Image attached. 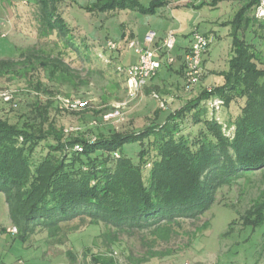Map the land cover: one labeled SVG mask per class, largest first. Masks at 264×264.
Here are the masks:
<instances>
[{"label": "trees", "instance_id": "trees-1", "mask_svg": "<svg viewBox=\"0 0 264 264\" xmlns=\"http://www.w3.org/2000/svg\"><path fill=\"white\" fill-rule=\"evenodd\" d=\"M36 1L40 35L55 33L64 46L77 50L71 29L58 10L60 0ZM126 7L147 12L154 5L146 8L137 0H95L85 9ZM251 7L252 3L242 5L227 23L232 35L231 55L228 68L218 72L222 82L210 90L203 88L162 122L153 120L140 130L99 131L94 139L81 134L66 136L63 127L50 117L52 99L38 97L16 120L0 117V192L9 219L18 230L14 235L25 239L38 229L55 236L62 222L78 216L113 228V233L104 234L110 246L119 242V233L131 235L147 229L149 237L141 236L145 254L134 258L142 263L168 254L167 249L155 247L179 236V220H199L214 204L219 188L256 175L262 187L239 219L252 229L262 225L264 55L238 36L254 22L264 29V20L246 15ZM83 47L90 58L87 44ZM63 55L29 47L20 51L18 59L0 58V77H25L39 67L50 79L74 83ZM163 56V52L157 54L158 58ZM179 58L176 71L184 78V55ZM172 63L163 65L171 69ZM157 76L158 72L151 79ZM32 85L51 94L38 79ZM215 96L225 107L243 100L239 114L229 121L235 128L231 139L223 133L221 123L207 115L206 101ZM188 114L194 124H201L196 134L183 133L182 123ZM134 143L139 147H125ZM36 150L40 154L37 159ZM130 154H136L137 160ZM208 225L205 220L193 231L202 232ZM127 257L132 259L131 254ZM91 260L94 264H118L112 255L102 253H93Z\"/></svg>", "mask_w": 264, "mask_h": 264}, {"label": "rangeland", "instance_id": "rangeland-1", "mask_svg": "<svg viewBox=\"0 0 264 264\" xmlns=\"http://www.w3.org/2000/svg\"><path fill=\"white\" fill-rule=\"evenodd\" d=\"M90 1L60 0L57 5L71 29L78 47L75 50L64 46L55 33L40 35L36 0H0V58L18 59L20 51L35 46L53 55L58 52L64 54L63 60L74 75V83L53 80L37 67L25 77H0V93L7 92L10 95L8 101L0 95V117H9L14 121L19 113L30 108L36 97L43 100L51 98L50 117L58 127H63L66 136L81 134L94 139L99 131L140 130L153 120L162 122L170 111L182 107L203 88H212L222 82L223 78L218 72L228 68L231 55L232 35L227 23L234 6L230 1L215 0L211 3L209 0L210 3L203 4L198 10L191 7L173 8L172 12L167 10V18H162V21L171 24L176 32L197 27L199 32L212 36L207 62L204 60L203 63L204 74L200 82L189 89L184 82L182 84L180 77H167L165 83L148 80L149 83L133 99H127L125 74L118 70L120 55L106 45L108 41L116 43L113 37L120 32L119 28L123 32L125 30L126 34L134 28L135 15L146 28L152 27L147 22H152L156 15H143L126 7L118 13L111 11L100 16L96 12L84 10ZM241 6L239 2L237 8ZM128 12L132 13L130 18L125 16ZM250 12L246 14L250 15ZM119 21H123L124 26H120L121 23L118 25ZM177 23L181 24V30ZM249 28L252 37L248 36V40H252L264 55V29L260 28L259 22L252 23ZM247 29L241 32L245 34ZM83 43L88 46L90 58ZM134 58L133 52H127L119 64L125 65ZM37 79L51 94L33 88L32 84ZM153 93L164 102V109L159 106L160 101ZM65 98L79 99L84 104L81 108L70 109L63 103ZM242 104L243 100L239 99L228 107L222 104L218 111L212 113L208 109V117L217 119L223 133L230 139L234 136L235 128L229 121L239 114ZM115 111L118 114L106 118V115ZM200 126L194 124L191 114H188L182 123L183 133L196 134ZM125 147L134 149L139 145L134 143ZM39 155L36 150L35 158ZM131 156L137 160L136 154ZM144 174L146 180L148 171ZM261 187L262 181L256 175L251 176L249 181L241 178L232 186L219 188L215 193L214 204L199 220H179V236H174L169 243H158L155 249L168 250V254L163 257H154L142 263L134 260L145 254L146 246L141 236L145 234L149 237L147 229L131 235L119 233V242L110 246L104 234L113 233V228L103 222L92 223L89 218L78 216L62 222L55 236L38 229L25 239L19 235L1 233L0 264H94L91 260L93 253L112 255L118 264H264V223L252 229L243 226L239 219ZM205 220L209 221V225L202 232L194 233L195 225L199 226ZM9 224L7 206L0 192V226ZM128 254H131L132 259L127 257Z\"/></svg>", "mask_w": 264, "mask_h": 264}, {"label": "built area", "instance_id": "built-area-1", "mask_svg": "<svg viewBox=\"0 0 264 264\" xmlns=\"http://www.w3.org/2000/svg\"><path fill=\"white\" fill-rule=\"evenodd\" d=\"M242 5L252 3L253 16L258 20H264V0H240ZM192 40L190 46L184 53V85L187 89L197 85L203 74V55L208 50L210 44L212 43V36L199 32L197 28H193ZM155 33L153 31H148L144 39L139 42L137 40H132L129 42V46L134 47L137 53V61L127 67L118 66V70H121L125 74V89L127 99H133L138 96L142 87L148 82L149 79L154 77L163 62L170 64L174 61V57L170 54L174 44H175V34L173 31L169 30L165 33L162 43L160 46L154 45ZM106 47L108 49H115L117 47L116 43L108 41ZM163 52V57L158 58L157 54ZM211 88H208L210 90ZM3 99L10 100V95L7 92L0 93ZM153 96L158 99V95L153 93ZM159 106L165 108V104L162 100ZM65 106L70 107V109H78L83 106V102L79 99H63ZM208 104V109L212 113L214 110L218 111L219 107L222 106L223 100L219 97H211L206 102ZM118 114L109 113L106 118L115 116ZM80 149V147L76 146ZM16 234L18 232L15 225L0 226V233Z\"/></svg>", "mask_w": 264, "mask_h": 264}, {"label": "crops", "instance_id": "crops-1", "mask_svg": "<svg viewBox=\"0 0 264 264\" xmlns=\"http://www.w3.org/2000/svg\"><path fill=\"white\" fill-rule=\"evenodd\" d=\"M95 0H92L90 2H88V4L90 5L91 3H93ZM139 2V4H141L143 7H149L151 4L154 5L153 9L151 11H147V12H142L139 8H133L131 10H134L136 12H140L143 15H148V16H154L156 15V17H154L152 19V22H147L148 25H152V27H144L143 24H141L138 20H137V16L135 15L134 17V23H133V29L129 30V32H127L124 30V32L122 31V29L119 28L120 32H117V34H115L113 37L114 39H116V45L117 47L113 50L116 51L115 53L120 55V58L118 60V65L121 67H127L131 64L136 63L137 61V53L135 51L134 47L129 46V42L132 40H137L139 42H141L144 39L145 34L148 31H153L155 33V40H154V45L155 46H160L162 43V39L165 35V33L169 30L173 31L175 34V44L170 52V54L174 57V61L172 63V67L171 69L167 68L165 65H162L161 68L158 71V76L151 79L150 81H154V80H158V82L164 81L163 83L166 82L167 77L170 79H177V78H181L182 79V84L184 82V78L183 76L178 73L176 70L179 68L180 66V56L182 57L185 53V51L188 49V47L190 46L191 40H192V35L191 32L193 30L189 29L188 31H181V32H176V28H174L173 26H171V24H168L164 21H162V18H167V12L171 11L173 8H182V7H191L193 9H200L201 6H203V4L205 3H210L209 0H137ZM147 3H145V2ZM211 3H214L215 0H210ZM230 1V3L234 6L232 9V13H231V17L230 20L233 18V16L235 15V13L238 11L239 8H237L240 0H228ZM87 6V5H86ZM236 7V9L234 10V8ZM253 5L250 9V15L246 14L248 17H252L253 15V11H252ZM86 12H96L98 13L100 16H105L104 14L106 12H111V11H115L116 13H118V11L120 10H124V8H116V9H112V10H108V11H87L86 9H84ZM168 10V11H167ZM132 15V13L128 12L125 16L127 18H130ZM152 18V17H150ZM229 20V21H230ZM120 23L122 25H120ZM178 24V23H177ZM118 25L120 26H124V22H120L118 23ZM117 25V26H118ZM143 26V27H142ZM181 24H178V29L181 30ZM249 26L251 27V24H249L247 27V32L245 34H243V32L239 31L238 32V36L241 38H244L248 43H254L252 40H248V36L251 35V33L249 32ZM196 27V26H195ZM246 27V28H247ZM197 28V27H196ZM198 29V28H197ZM247 34V36H246ZM254 34V33H253ZM254 36V35H253ZM252 37V36H250ZM231 46V45H230ZM210 48V47H209ZM209 48L208 50L205 52V54L203 55V60H206L207 62V58L206 56L209 53ZM127 52H133L134 53V59L133 60H129L128 62H126L125 65L119 64L123 59L125 53ZM205 62V63H206ZM206 80V79H205ZM170 82V81H169ZM173 82V81H172ZM149 83V82H148ZM171 83V82H170ZM221 82L217 83L220 84ZM10 224L12 225L10 219H9ZM1 234V233H0Z\"/></svg>", "mask_w": 264, "mask_h": 264}]
</instances>
